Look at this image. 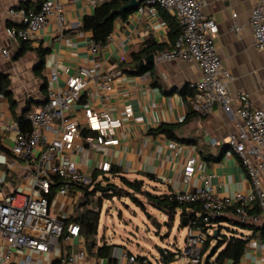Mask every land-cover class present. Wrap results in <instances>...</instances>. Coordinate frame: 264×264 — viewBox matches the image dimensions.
<instances>
[{"label":"crops","instance_id":"1","mask_svg":"<svg viewBox=\"0 0 264 264\" xmlns=\"http://www.w3.org/2000/svg\"><path fill=\"white\" fill-rule=\"evenodd\" d=\"M36 2L37 0H0V83L5 85L9 77L8 89L12 92V98L0 93V110L5 113L4 125L18 121L23 113L37 109L47 99L48 77L54 70L59 72L60 83L65 85L67 79L82 68L95 69L93 75L96 76L88 77L82 101L71 109V115L84 125V108L89 105L96 110H109L116 118H122V125L116 129V137L120 140L118 145L108 146L105 151L87 150L82 161L81 154L74 155L84 173L94 178L95 174L100 176L103 173L107 183L119 184L117 181H121L120 176L132 181L143 180V188L158 195L175 194L198 186L206 187L208 184L221 197L234 198L238 194L248 196L255 192L247 168L227 144V139L238 131L242 122L237 113L239 102L234 99L233 109L229 113L216 106L207 115L199 114L191 102L194 92L189 84L201 78L200 66L180 59L160 61L157 58L160 52L170 49L174 44L169 37L170 27L165 14L175 19L176 17L166 8L156 6L154 10L145 13L136 10L126 20L116 21L107 43L100 46L96 54L92 51L93 33L82 29L84 16L94 14L96 7L90 4V0H70L65 7L67 19L63 23L62 32L59 23L52 18L45 28L25 43L28 48L47 50L44 67L39 73L36 71L40 62L37 51H24L22 40L8 36L9 28L21 27L20 17L11 15L10 9H27L28 6L29 12H35ZM254 4L255 0H207L203 12L218 24L219 33L215 44L223 65L235 77L229 85L232 95L235 97L238 92H245L253 107L264 109V51L254 47L250 24ZM235 24L241 27L240 31L233 30ZM68 43L73 45L69 46ZM149 43L165 48L152 53L155 54V64L149 65L152 70L142 75L133 74L130 70L136 68L132 54ZM2 49L10 51V58L3 56ZM122 55L127 56L126 61L121 60ZM145 59L146 57L143 60ZM96 64H99L97 68ZM111 70L122 71V76L117 78L114 89L109 92L100 81H96V77ZM147 73L150 76H146ZM127 105L133 107L134 115L131 117L124 116L123 111ZM164 124L174 126L178 138L185 141L173 140L164 133L152 132ZM16 134V131H6L0 137V199L16 192L39 193L31 176L35 170L34 164L28 166L25 160L12 154ZM171 140L182 144L184 151L175 155L169 147ZM190 153L203 161L204 167L197 170L191 181L186 183L183 180L184 168ZM206 156H211L212 159L206 160ZM102 162L110 163L109 172L100 169ZM97 180L98 177L96 183H100ZM261 180L264 188V170L261 172ZM78 188L75 186L65 199L54 195L51 214L69 219L78 203ZM256 202H249L251 209ZM102 209L103 205L98 235L92 248L81 233L69 240H66V235L61 237L51 260L49 254L34 251H24L23 256H41L44 260L42 264H54L57 261L60 264H153L139 249L141 245L135 230L140 233L141 228L136 221L120 210V223H114L115 216L111 214V224L106 223L101 232ZM160 212L163 220L168 219L165 213ZM135 214L144 221L137 212ZM225 215L229 218L236 217L231 210ZM153 218L159 221L157 217ZM178 220L181 227H187V224H183L181 211L176 215L175 223ZM152 221L149 220L150 223ZM254 222L262 225L264 219L260 217ZM216 231L212 227L207 230L208 234L214 236ZM233 232L245 237L254 234L252 230L238 229L229 223L223 224V234L231 236ZM217 243L218 240L214 238L211 246L215 244L216 248ZM260 244H264V240L257 233L250 240L239 262L231 259L217 261L222 247L213 256H210V251L205 264H264V248ZM4 246L5 242L0 238V248L3 250ZM103 246L111 248H105L99 254V248ZM81 251L86 254L80 255ZM133 255L136 259L131 262L129 257ZM181 255L183 252L177 258ZM203 256L199 264L202 263ZM213 257L214 262H210ZM70 258H74V262H70ZM158 263L164 264L162 254Z\"/></svg>","mask_w":264,"mask_h":264},{"label":"built area","instance_id":"2","mask_svg":"<svg viewBox=\"0 0 264 264\" xmlns=\"http://www.w3.org/2000/svg\"><path fill=\"white\" fill-rule=\"evenodd\" d=\"M69 1L44 0L37 12H29L25 7L10 9L11 15L20 17L21 27L9 28V38L30 41L52 18L59 23L62 32L67 19L65 7ZM107 1L110 0H90V4L97 7ZM206 3L207 0H146L138 8L139 13H145L159 5L178 20L182 28L180 35L173 46L160 52L157 58L160 61L180 59L200 66L201 78L189 84L194 92L191 102L199 114L207 115L216 106L229 113L233 109L234 99L239 102L237 113L242 122L238 131L227 139V144L247 168L255 192L248 196L238 194L234 198L221 197L208 184L174 194L181 204L199 203L202 206V211L192 214L193 218L187 222L183 255L189 258V264L201 262L203 247L208 239L205 226L210 224L211 219L219 218L234 206L235 215L242 222L257 221L260 217L264 219V188L261 180L264 170V109L253 107L245 92H238L235 97L232 95L229 85L235 77L225 68L218 53L215 38L219 27L214 19L205 16L203 8ZM250 24L254 47L264 51V0H255ZM233 30L238 32L241 27L235 24ZM68 45L72 46L73 43ZM100 46L93 41L92 51L97 54ZM2 54L10 58L9 50L2 49ZM121 60L126 61L127 56L122 55ZM98 66L96 64V68ZM94 72L95 69L82 68L62 85L59 72L54 70L48 77L47 99L37 109L29 110L26 114L30 124L28 129H23L18 121L4 125L5 113L0 110V137L6 131L17 132L12 154L25 160L28 166L34 164L35 170L31 176L39 192L38 195L16 192L0 199V238L5 242L4 249L0 248V264H42L44 260L41 256L34 258L30 254L23 256L22 253H46L51 260L65 230L66 240L81 234L78 223L67 226L66 218L51 214L53 198L50 195L53 186L56 187L54 195L63 199L77 185L94 186L96 180L82 171L74 155L81 154L82 161L87 150L105 151L108 146L119 144L116 129L122 125V118H116L109 110H96L86 105L84 125L71 115V109L82 101L88 77L96 76ZM121 76L122 71L111 70L96 77V81H100L103 88L111 92L114 82ZM146 76H150V73ZM123 113L125 117L133 116V107L127 105ZM84 131L88 134L85 135ZM169 147L175 155L184 151V146L173 140L169 141ZM203 167L204 162L190 153L185 162L184 182H190L195 172ZM100 169L109 172L110 163L102 162ZM251 201L259 202L260 215H249ZM260 247L264 248V244H260ZM85 254V251L80 252L82 256ZM135 259V255L129 257L131 262ZM70 262H74V258H70Z\"/></svg>","mask_w":264,"mask_h":264},{"label":"trees","instance_id":"3","mask_svg":"<svg viewBox=\"0 0 264 264\" xmlns=\"http://www.w3.org/2000/svg\"><path fill=\"white\" fill-rule=\"evenodd\" d=\"M44 0H37L36 4H34V11L37 12L42 5ZM131 0H110L101 5H98L95 8V12L92 15H86L83 18L82 29L85 31H91L93 33V40L98 45H105L108 41L110 34L113 32L115 22L118 20H126L133 11L122 12L121 8L128 4ZM146 0H140V5L144 4ZM26 6V5H25ZM159 6V5H157ZM27 10L29 7L27 6ZM165 18L169 23L170 31L169 37L171 43H174L178 36L180 35L182 28L179 22L173 18L169 14H165ZM24 45V51L27 49L36 50L39 57L40 62L36 66V71L41 72L44 63L47 50L43 48L34 49L32 47L28 48L25 46V43L28 41L22 40ZM165 48V46H156L154 43H149L139 52H134L132 54L133 63L135 65L134 70H130L133 74L142 75L152 68L147 65L144 68H140V62L150 54L157 51V49ZM171 48V47H170ZM23 52L20 54L22 55ZM10 87V80L7 77V81L4 83H0V93H4L6 96L12 98V92L8 88ZM13 103L15 102L12 100ZM28 111L23 113L20 117H18V121L20 122L23 129L30 128L29 122L26 120V114ZM194 113V112H192ZM191 113L189 114V116ZM153 133H164L170 139L173 140H180L185 141L184 139H179L175 132V127L172 125H161ZM85 135L88 134L86 131L83 132ZM206 160H211V156H206ZM217 158H215L216 160ZM98 175L95 174V180ZM122 185L116 183H107V185L103 188L101 183H96L94 189L100 190L104 197H131L132 200L140 207L148 216L149 219L155 222V219L148 211L146 203L143 199L139 196H143L148 204H150L153 208L158 209L165 213L170 220H175L176 215L179 211H181V215L183 218V224L188 222L190 219L193 218L192 214L195 212H201L202 206L199 203H187L181 204L175 198L174 194H165V195H158L149 190H145L143 188L144 181L143 180H130L125 176H120ZM79 188L84 189V195L82 199L75 205L74 211L69 219L66 220V225L68 226L71 223H78L81 227V233L85 237L90 248L95 245V238L98 235L99 225H100V215H101V208L103 205V199L100 198L99 200H94L93 193L95 192L90 190L91 187L84 186V185H77ZM56 192V187L53 186L52 194L50 198L54 197ZM234 215L236 211V206L230 208ZM228 210V211H229ZM249 215L257 216L261 213V207L259 202H256L252 209L248 210ZM236 216V215H235ZM168 220V222L170 221ZM224 223H229L230 226L236 227L238 229L243 230H252L254 234L251 237L239 236L237 234H232L231 236H227L222 233V226ZM66 226V227H67ZM209 227L215 228L217 230V235L214 236L213 234H208V239L204 244L202 256L210 249L211 241L216 238L218 243L216 245V251L213 255H215L219 249L222 251L219 253L217 257V261H223L224 259H231L234 262H239L242 256L244 255L245 251L247 250L248 244L250 240L259 234L260 239L264 240V223L262 225H258L256 222H242L236 216L235 218H229L225 214L220 216L216 219H211L210 224L205 226V230L207 231ZM67 234L65 230L63 236ZM62 236V237H63ZM108 248L110 246H103L99 248V254H102V250ZM176 253L167 252L168 256V264H170L175 259ZM54 264H60V261L55 262Z\"/></svg>","mask_w":264,"mask_h":264},{"label":"rangeland","instance_id":"4","mask_svg":"<svg viewBox=\"0 0 264 264\" xmlns=\"http://www.w3.org/2000/svg\"><path fill=\"white\" fill-rule=\"evenodd\" d=\"M104 177L105 174L101 173V175L98 176L97 180L103 187L107 185L106 179ZM117 182L122 185L121 181ZM94 187L95 185L91 186L90 190L94 191ZM78 191L79 196L77 198V201L79 202L84 195V189L78 188ZM93 197L95 201L99 200L100 198L103 199L102 220L100 227L101 232H103L105 224L110 222V219L112 218L111 214L115 216L116 222L114 223H120L121 210L123 213H126L129 218L135 220L137 225L141 228L140 233L138 232V230H135V232L138 233V242L141 245L139 249L140 251H143L145 253L144 256L148 257L153 264H159L158 259L160 258L161 251H166L174 254L176 253L175 260H173L170 264H189L190 260L188 257L181 255L179 259L177 258V256L181 252L185 251V242L187 236V227H181L180 220H178L176 223V218L175 220H170L169 218L163 220L162 213L148 204L147 200L143 196L139 197L146 203L148 211H150L153 216L157 217L160 222L155 220V222L152 221L150 223V219L148 218L147 214L137 206V204L132 200L131 197L123 196L114 197L112 199L107 196L104 197L103 193L99 190H95V192L93 193ZM127 205H129V208ZM134 211L137 212V214L140 215L144 221H141L139 218H137ZM168 220L170 221L168 222ZM165 223H168V225H166ZM214 246L215 244H213L210 249L204 254L201 264H205L207 257ZM214 260L215 257L211 258L210 262H214Z\"/></svg>","mask_w":264,"mask_h":264},{"label":"water","instance_id":"5","mask_svg":"<svg viewBox=\"0 0 264 264\" xmlns=\"http://www.w3.org/2000/svg\"><path fill=\"white\" fill-rule=\"evenodd\" d=\"M140 6V0H131L128 4L124 5L122 8H121V11L122 12H127V11H136L138 10ZM155 64V54H150L149 56L146 57L145 60H142L140 62V68H144L145 66L147 65H153ZM185 224H187L186 220H185ZM217 231L215 232V236L217 235ZM216 251V248L213 247L212 250H211V255L214 254V252ZM162 258H163V261H164V264H168V256H167V252L166 251H162Z\"/></svg>","mask_w":264,"mask_h":264}]
</instances>
